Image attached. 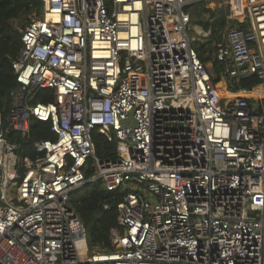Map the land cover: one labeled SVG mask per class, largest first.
Here are the masks:
<instances>
[{"label":"built area","instance_id":"2783aa9c","mask_svg":"<svg viewBox=\"0 0 264 264\" xmlns=\"http://www.w3.org/2000/svg\"><path fill=\"white\" fill-rule=\"evenodd\" d=\"M197 1L40 0L0 111V264H264V0L207 27ZM213 32L217 72L193 46ZM93 180L123 192L108 250L70 203Z\"/></svg>","mask_w":264,"mask_h":264},{"label":"trees","instance_id":"16d2710c","mask_svg":"<svg viewBox=\"0 0 264 264\" xmlns=\"http://www.w3.org/2000/svg\"><path fill=\"white\" fill-rule=\"evenodd\" d=\"M34 10L40 12V0H0V111L3 115L6 114L9 105V92L16 85L11 62L18 55L21 47L20 32L11 25L10 21ZM199 23L205 27L217 25L208 22ZM217 38L216 33L213 32L208 40L193 43L200 60L211 61L216 72L220 65L214 57L213 41ZM258 82L256 76H247L240 80L239 87L249 89ZM34 100L43 102L52 100L51 90L41 91ZM37 138H54V136L49 123L34 119L30 123L29 141ZM92 140L99 159L115 158L114 141H108L97 130L92 131ZM89 174L90 171L87 172V175ZM122 194L123 192L119 190L113 192L106 190L100 180L90 181L70 194V203L86 227L89 250L112 248L110 229L117 226L116 204L122 199ZM103 205L108 207L104 208Z\"/></svg>","mask_w":264,"mask_h":264},{"label":"rangeland","instance_id":"374dc122","mask_svg":"<svg viewBox=\"0 0 264 264\" xmlns=\"http://www.w3.org/2000/svg\"><path fill=\"white\" fill-rule=\"evenodd\" d=\"M237 6H235V9ZM189 12L191 14V23L198 24L199 22L215 23L218 26L226 25V16H230L229 24H235L236 19H241V14H238L232 7H225L219 0H200L194 2L189 6ZM39 13L32 11L30 13L21 14L16 18L11 19V25L19 32L24 25ZM220 23H222L220 25ZM200 24V23H199ZM12 192L10 191V194ZM90 251V250H89Z\"/></svg>","mask_w":264,"mask_h":264},{"label":"crops","instance_id":"0c3cea01","mask_svg":"<svg viewBox=\"0 0 264 264\" xmlns=\"http://www.w3.org/2000/svg\"><path fill=\"white\" fill-rule=\"evenodd\" d=\"M241 4H242V1L240 0V4H235V6H237V8H236V9L234 8V10H235L236 12H238V14H241V16H242ZM234 10H233V11H234ZM235 24H241L240 19H236ZM205 41H206V40H205ZM197 42H204V41H197ZM208 62H211V61H208ZM208 62H207V63H208ZM211 63H212V62H211ZM212 65H213V63H212ZM216 81H219V79L216 80Z\"/></svg>","mask_w":264,"mask_h":264},{"label":"bare ground","instance_id":"6f19581e","mask_svg":"<svg viewBox=\"0 0 264 264\" xmlns=\"http://www.w3.org/2000/svg\"><path fill=\"white\" fill-rule=\"evenodd\" d=\"M235 4H240V0H236ZM222 85V84H221Z\"/></svg>","mask_w":264,"mask_h":264}]
</instances>
